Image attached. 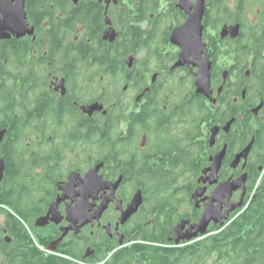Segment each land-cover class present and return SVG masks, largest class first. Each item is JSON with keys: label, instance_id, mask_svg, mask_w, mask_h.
Returning a JSON list of instances; mask_svg holds the SVG:
<instances>
[{"label": "flooded vegetation", "instance_id": "obj_1", "mask_svg": "<svg viewBox=\"0 0 264 264\" xmlns=\"http://www.w3.org/2000/svg\"><path fill=\"white\" fill-rule=\"evenodd\" d=\"M30 1L25 12L34 33L0 40L8 89L0 94V264H158V246L168 250L167 264H188L189 247L203 248L264 194V0L241 7L230 0L233 18L218 27L206 25L207 0L212 99L196 93L193 56L174 68L181 50L171 35L188 17L178 0ZM174 3L183 20L171 30ZM148 5L159 9L141 12ZM225 26L238 27L235 37H222ZM132 28L168 34L155 40H169L166 53L175 59L168 64L157 57L145 61L147 50L127 57L120 52L94 85L93 47L121 50ZM96 102L103 111L84 110ZM98 165L104 181H122L114 194L103 189L89 198L93 217L113 194L100 218L81 226L70 215L82 200V185L69 184V177L84 178ZM172 177L185 180L181 192L161 182L149 185ZM241 177L244 188L224 199V226L212 223L206 235L189 240L187 225L177 239L175 228L200 222L219 185ZM197 190L202 194L195 199ZM138 193L142 205L122 222Z\"/></svg>", "mask_w": 264, "mask_h": 264}, {"label": "water", "instance_id": "obj_2", "mask_svg": "<svg viewBox=\"0 0 264 264\" xmlns=\"http://www.w3.org/2000/svg\"><path fill=\"white\" fill-rule=\"evenodd\" d=\"M26 0H0V40H8L12 36L22 38L25 35H32L34 30L29 27L27 21V15L25 12ZM178 9L184 12L188 17L186 21L176 27L171 35V43L180 48L179 60L174 65V68L183 67L190 64V58L193 56L198 61L196 64L198 72L195 74L196 77V93L203 95L206 98L212 99V88H211V71L212 62L208 55L207 45L204 42V19L207 13V0H197L196 3L191 0H178ZM238 27L225 26L222 29V37L235 35ZM113 41L116 38L114 34H107V36ZM237 36V35H236ZM235 37V36H234ZM133 58L128 60V65L132 67ZM104 105L100 102H96L92 105L84 107V110L89 114L100 112L104 110ZM5 132L0 133V141L3 139ZM214 135L212 137V141ZM102 165H98L93 170L89 171L84 178H80L77 174H72L69 177V184L71 185H82V191L78 193V196L82 198L80 203L77 205L75 211L70 215L72 216L71 221L77 222L81 226L86 222H92L94 219L100 218L101 214L106 210L110 200L113 199L114 189L118 188L122 179L117 183H110L104 181L100 175V169ZM4 171V164L0 163V176ZM245 177H241L234 181H228L217 187L215 190L211 202L206 205L205 213L198 223L191 224L188 221H182L174 230L175 236L180 238L183 232L187 230V239H196L199 236H204L208 233V229L212 223L225 225L224 221L229 220L228 212L222 213L223 203L225 198H230L232 194L245 186ZM103 189H112V195L105 198L102 204L98 207L96 214L93 217L89 215V198H95L96 195ZM202 194L201 190H197L194 194V198L197 199ZM219 204L216 206L215 203ZM142 194L138 193L129 208L123 213L121 218L122 222H126L138 212L142 205ZM228 206V205H227ZM238 208H242L243 204H239ZM231 209V208H229ZM233 209V208H232ZM231 209V210H232ZM55 209H51L49 216H53L51 219L56 221ZM48 218L39 219L38 222L47 220Z\"/></svg>", "mask_w": 264, "mask_h": 264}, {"label": "trees", "instance_id": "obj_3", "mask_svg": "<svg viewBox=\"0 0 264 264\" xmlns=\"http://www.w3.org/2000/svg\"><path fill=\"white\" fill-rule=\"evenodd\" d=\"M246 0H240V7L244 5ZM30 2H34L31 0ZM153 2V1H152ZM156 3V2H153ZM230 0H208V16L206 20V25H211L218 27V25L222 21H230L233 18L231 13V9L229 6ZM150 2L148 1V3ZM142 6L141 12L145 11H157L159 7H149ZM148 7V8H147ZM171 11L173 12V16L171 18V30L176 26V24L180 25L182 23V16L179 13V10L175 7V3L171 6ZM65 25V24H60ZM168 34L157 35V33H153L151 31H144L140 28H132L131 33L128 34V38L130 39V44L126 46H120L121 50L116 48L107 50L101 47H93L92 49V60H93V83L100 84L101 77L107 73L108 65L111 59L117 60L120 57V52H123V56L127 57L131 54H138L144 50H147V55L145 61H149L157 57L158 59H164L168 62H172L175 57L173 53H166L167 45L166 43L169 40H155L156 37H167ZM169 37V35H168ZM98 36L93 35L94 42L97 41ZM49 41H54L57 43L63 42V39L58 40L54 39L53 36H50ZM138 45L139 49L135 46ZM2 59H0V65H2ZM6 88V72L1 70L0 74V94L3 92H7ZM194 116V121L197 118V112H191ZM17 131L14 130L12 132L13 136L16 137ZM24 135H20L19 138L22 139ZM94 138H101V136H94ZM94 163L97 159L94 156ZM169 186L171 188L180 189L185 186V180L182 178H170V179H155L150 180V186ZM191 183L192 180L189 179ZM253 194V192H252ZM183 196V194H175L173 193V197ZM177 203L174 201L173 206L175 209V205ZM20 214L18 211H16ZM175 220V217H173ZM174 223V222H173ZM175 224V223H174ZM232 226L225 230H222L219 227V230H222L220 233L212 234L208 237L204 243L203 248H198V244L189 247L187 250H190V255L188 257V264H264V194H257L254 196L251 201L248 209L244 211L241 215H239L235 220L231 223ZM211 232H216V229L211 230ZM243 248L240 251V247ZM157 251L158 264H167L169 258L166 253L168 250L164 252L165 249L158 246L155 248ZM202 251L204 256L198 254V251ZM161 252V253H160Z\"/></svg>", "mask_w": 264, "mask_h": 264}]
</instances>
